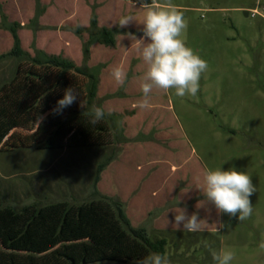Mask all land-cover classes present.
<instances>
[{
  "label": "rangeland",
  "instance_id": "1",
  "mask_svg": "<svg viewBox=\"0 0 264 264\" xmlns=\"http://www.w3.org/2000/svg\"><path fill=\"white\" fill-rule=\"evenodd\" d=\"M36 1L0 0L5 24L18 25L21 48L30 56L39 49L81 65L91 13L97 29L113 31L114 46L92 44L86 64L103 65L93 105L110 116L114 141L100 147L1 150L2 204L19 210L27 204H81L105 197L118 203L130 225L144 229L152 243L164 242L171 264H216L212 252L222 249L235 253L231 264H264V0H171L187 21L186 46L208 68L195 96L154 88L147 109L137 106L147 66L133 41L118 36L143 35L141 5ZM252 10L258 14L250 16ZM124 15L137 19L121 28ZM11 46L10 32L0 21V86L17 65V58L6 55ZM116 66L127 73L123 86L112 76ZM205 167H231L252 177L256 191L248 219L220 213L211 202L197 208L206 199L200 190ZM175 207L198 213L209 226L198 232L177 229ZM221 222L224 230L214 231Z\"/></svg>",
  "mask_w": 264,
  "mask_h": 264
},
{
  "label": "trees",
  "instance_id": "2",
  "mask_svg": "<svg viewBox=\"0 0 264 264\" xmlns=\"http://www.w3.org/2000/svg\"><path fill=\"white\" fill-rule=\"evenodd\" d=\"M135 2L142 6L153 0ZM0 21L12 38L6 55L18 60L13 76L0 86V151L112 145L110 116L105 113L93 125L87 115L96 98L103 65L89 67L86 61L92 44L114 46L113 31L97 29L96 15L91 13L92 32L82 43V64L76 65L39 49L32 56L23 51L18 25L5 24L1 5ZM69 87L78 94L77 100L54 112ZM37 117H43L38 127ZM163 244L152 243L144 229L132 227L120 205L105 197L81 204H27L19 210L0 200V264L132 263L142 261L151 250L163 254Z\"/></svg>",
  "mask_w": 264,
  "mask_h": 264
},
{
  "label": "clouds",
  "instance_id": "3",
  "mask_svg": "<svg viewBox=\"0 0 264 264\" xmlns=\"http://www.w3.org/2000/svg\"><path fill=\"white\" fill-rule=\"evenodd\" d=\"M130 8L135 9V0H127ZM143 35L137 36L131 32L118 35L120 40L125 38L133 41L134 47L143 62L147 66V71L140 78V88L142 98L138 102V107L147 109L151 107L150 93L159 89L168 92L175 90V95L183 97L186 94L195 96L199 90V80L201 74L207 71V62L198 53L186 46L182 33L187 28V21L183 13L171 0H162L156 3H144L142 6ZM133 15H124L119 19V27L124 28L136 21ZM116 83L123 86L127 73L116 66L112 71ZM78 98V94L73 87L65 89L63 98L57 101L54 112H58L71 106ZM91 123L95 125L101 121L105 112L97 105H92L89 113ZM43 117H37V127ZM206 198L197 204V208L205 206L206 202H211L220 213H226L229 217L238 214V220L244 221L252 214V204L250 197L255 193V185L252 177L243 171L229 168L226 171L221 167L209 169L205 167L202 171V188L200 189ZM180 201L177 200L176 203ZM174 225L177 229L181 226L188 232L203 231L209 224L200 219L198 213L187 214L186 207H175ZM224 223L216 225L214 231L220 232L225 228ZM264 247V244H261ZM235 253L229 249H222L219 252L213 251L212 258L216 264H231ZM137 264H171L167 254L151 253Z\"/></svg>",
  "mask_w": 264,
  "mask_h": 264
},
{
  "label": "built area",
  "instance_id": "4",
  "mask_svg": "<svg viewBox=\"0 0 264 264\" xmlns=\"http://www.w3.org/2000/svg\"><path fill=\"white\" fill-rule=\"evenodd\" d=\"M258 13H257V11L256 10H252L251 12H250V16H255V15H257Z\"/></svg>",
  "mask_w": 264,
  "mask_h": 264
},
{
  "label": "water",
  "instance_id": "5",
  "mask_svg": "<svg viewBox=\"0 0 264 264\" xmlns=\"http://www.w3.org/2000/svg\"><path fill=\"white\" fill-rule=\"evenodd\" d=\"M244 15L246 16V15H247V13H246V12H244Z\"/></svg>",
  "mask_w": 264,
  "mask_h": 264
}]
</instances>
